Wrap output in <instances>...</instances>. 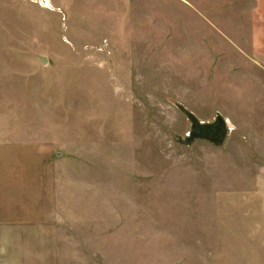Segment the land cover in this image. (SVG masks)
<instances>
[{"label": "rangeland", "instance_id": "obj_1", "mask_svg": "<svg viewBox=\"0 0 264 264\" xmlns=\"http://www.w3.org/2000/svg\"><path fill=\"white\" fill-rule=\"evenodd\" d=\"M255 9L254 0H0L1 125L50 157L64 264H264ZM190 115L223 118L224 140L188 141Z\"/></svg>", "mask_w": 264, "mask_h": 264}, {"label": "crops", "instance_id": "obj_2", "mask_svg": "<svg viewBox=\"0 0 264 264\" xmlns=\"http://www.w3.org/2000/svg\"><path fill=\"white\" fill-rule=\"evenodd\" d=\"M254 2L264 14V0ZM1 122L0 264H64V216L50 190V157L34 142L9 140Z\"/></svg>", "mask_w": 264, "mask_h": 264}, {"label": "water", "instance_id": "obj_3", "mask_svg": "<svg viewBox=\"0 0 264 264\" xmlns=\"http://www.w3.org/2000/svg\"><path fill=\"white\" fill-rule=\"evenodd\" d=\"M40 61L45 64L47 59L44 56H40ZM193 122V128L191 134L188 136V141H191L197 136L206 137L216 141H223L227 132V122L223 118H219L217 122L213 124H204L198 122L195 117L190 115Z\"/></svg>", "mask_w": 264, "mask_h": 264}]
</instances>
